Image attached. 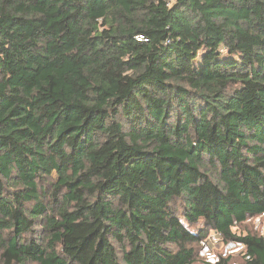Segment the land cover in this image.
Returning <instances> with one entry per match:
<instances>
[{"label":"trees","instance_id":"obj_1","mask_svg":"<svg viewBox=\"0 0 264 264\" xmlns=\"http://www.w3.org/2000/svg\"><path fill=\"white\" fill-rule=\"evenodd\" d=\"M263 213L264 0H0V264H193L211 230L264 264Z\"/></svg>","mask_w":264,"mask_h":264},{"label":"rangeland","instance_id":"obj_2","mask_svg":"<svg viewBox=\"0 0 264 264\" xmlns=\"http://www.w3.org/2000/svg\"><path fill=\"white\" fill-rule=\"evenodd\" d=\"M204 53L205 50H202L196 60V65L199 67H201L203 64ZM233 230L239 234L255 233L264 235V214L258 217L250 218L240 225L238 224L233 228ZM210 237L213 238H210V241L207 243L210 245V250L213 253L208 252V250L204 248L203 244H199V256H197L196 261L193 264H213L210 262L212 258L216 260L220 258L221 255L226 256L229 254L233 255L235 264H242L244 262V252L242 251L243 248H239L238 245L231 244L232 242L225 241V239L222 243H220L221 241L215 242L217 240L215 239L212 232Z\"/></svg>","mask_w":264,"mask_h":264},{"label":"built area","instance_id":"obj_3","mask_svg":"<svg viewBox=\"0 0 264 264\" xmlns=\"http://www.w3.org/2000/svg\"><path fill=\"white\" fill-rule=\"evenodd\" d=\"M264 214V213H263ZM262 214V215H263ZM261 216V215H260ZM211 232L213 233V235H214V237H215V239L217 240V241H215V242H220V243H222L223 241H224V238H223V236L217 231V230H211ZM211 232H210V234H211ZM210 238H213V237H210V235L208 236V238L206 239V240H203L202 242H201V244H203V246H204V248L205 249H207L208 250V252H211V253H213L210 249H211V247H210V245L207 243L208 241H210ZM231 244H234V245H238L239 246V248H242L243 246H241V245H239V244H237V243H235V242H232ZM208 245V246H207ZM202 246V247H203ZM219 259V258H218ZM218 259H214V258H212L211 259V263H215V262H217L218 261Z\"/></svg>","mask_w":264,"mask_h":264}]
</instances>
